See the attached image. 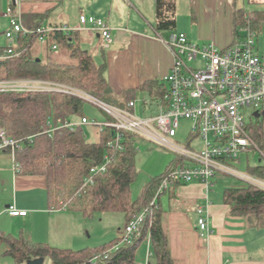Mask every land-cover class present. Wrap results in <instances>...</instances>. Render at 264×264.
Instances as JSON below:
<instances>
[{
    "label": "trees",
    "instance_id": "1",
    "mask_svg": "<svg viewBox=\"0 0 264 264\" xmlns=\"http://www.w3.org/2000/svg\"><path fill=\"white\" fill-rule=\"evenodd\" d=\"M251 14L252 18L248 19L247 13L235 10L234 30L240 25H249L254 29L257 16L253 12ZM156 18L157 30L175 31L174 3L156 0ZM77 32H57L47 38L48 47L43 58L31 52L35 41L28 44L30 39L22 37L19 40L20 48L27 46V49L18 56L0 60V80L54 81L89 92L107 103L123 108L128 106L129 101L134 100L135 91H128L124 100L114 97L103 75L104 65H97L86 50L72 42L73 34ZM53 44L57 45L56 50L52 49ZM57 52L66 53L68 62L59 60ZM155 87L156 81L142 86L152 90L150 94L166 91ZM84 104L85 101L79 97L55 92L0 91V128L5 129L8 137L21 139L20 148L14 153L16 172L21 175H39L45 179L49 207L56 209L65 204V209L80 212L84 216H91L95 211L122 212L127 223L150 204L166 171L178 164L183 165L185 160L173 153V160L164 170L144 182L133 197L130 185L136 177V136L125 133L122 150L113 151L108 147V142L113 139L110 130L99 131L100 137L94 142L85 139L82 126L75 130L63 127L50 134L45 132L50 119L73 120L85 115ZM246 128L257 147L264 152V135L260 126L246 121ZM105 154L112 155L105 171L92 173L91 168L103 163ZM260 162L250 169V174L264 176V164ZM87 176H92V183L84 187L82 184ZM169 189L158 195V204L142 220L137 234L118 248L114 246L120 241L121 233L108 242L77 250L30 242L20 233L4 237L8 243L4 255L12 260L11 264H26L27 260L40 257L44 258L43 264H134L135 249L147 243L155 264H174L160 202V197ZM223 201L229 207L230 214L243 217L251 227L264 228L263 189L246 183L229 186L223 190Z\"/></svg>",
    "mask_w": 264,
    "mask_h": 264
},
{
    "label": "crops",
    "instance_id": "2",
    "mask_svg": "<svg viewBox=\"0 0 264 264\" xmlns=\"http://www.w3.org/2000/svg\"><path fill=\"white\" fill-rule=\"evenodd\" d=\"M175 7V31L184 32L191 41L213 42L220 48L229 46L234 37L233 15L236 0H168ZM14 3L20 10L25 27L43 25H77L78 15H92L104 19L111 28L112 40L107 47L95 31L81 30L73 34V43L86 50L97 65H104L103 75L114 97L124 100L128 91H135L134 100L144 104L152 100L157 107L163 95L150 94L142 88L156 81L155 89L167 90L162 78L171 70L173 55L165 44L170 31L156 28V0H0V48L6 40L4 31L9 22L4 14ZM182 15L185 23L182 27ZM44 44L43 58L48 47ZM59 52V51H58ZM65 60L64 53H58ZM64 57V58H63ZM155 89H153L155 91ZM141 95L136 97V95ZM79 118H74L77 121ZM11 153L0 151V256L8 248L6 236L23 233L30 242H43L65 249L73 243L72 213L47 203L45 179L39 175L16 172ZM215 181L206 189L200 181L174 184L160 197L163 223L174 264H264V228L251 227L241 216L230 214L223 201V190L216 192ZM229 187V186H228ZM207 200L210 232L200 235L197 230V207ZM9 205L25 210V215L12 216ZM69 219L71 221H69ZM126 219L111 239L122 233ZM98 244V245H99ZM136 255L134 264H155L147 257L149 247ZM97 246V245H96ZM91 247V246H83ZM80 248V249H81ZM150 251V250H149ZM149 262V263H148Z\"/></svg>",
    "mask_w": 264,
    "mask_h": 264
},
{
    "label": "built area",
    "instance_id": "3",
    "mask_svg": "<svg viewBox=\"0 0 264 264\" xmlns=\"http://www.w3.org/2000/svg\"><path fill=\"white\" fill-rule=\"evenodd\" d=\"M4 14L9 25L4 31L6 44L0 49V60L18 56L27 49V46L20 48L19 40L22 37L30 39L28 44L32 41L40 43L57 32L71 34L87 30L99 33L105 47L112 40L111 28L106 21L92 15L79 14L77 25L28 28L23 25L15 2L6 7ZM247 18L251 19L252 14L247 13ZM164 42L173 55L171 70L162 78L167 84V90L159 102L157 113L147 116L135 114V100L129 101L128 108H123L102 101L81 89L54 81L0 80L2 92L38 91L73 95L94 104L106 115L102 121L86 115L77 121L50 119L45 131L48 134L63 127L75 130L83 125H91L98 127L101 132L111 131L113 139L108 142V147L113 151L122 150L124 134L130 133L167 147L185 160L183 165L178 164L166 171L149 206L125 224L120 241L114 248L137 234L142 220L158 204V195L176 183L200 181L209 189L217 175L227 174L264 190L263 178L240 172L233 166L234 161L248 151L257 152L260 161L264 159V152L257 147L247 131L243 112L244 108L252 107L254 115L259 114L260 109L264 113V58L256 49L257 32L249 25H240L231 44L225 48L213 42L200 44L191 41L184 32L178 31L170 32ZM52 49L56 50L57 45L53 44ZM181 118L190 123L184 145L174 140L178 135ZM194 139L199 143L193 144ZM20 143L21 139L8 137L5 129L0 128V151L8 149L14 159ZM134 148L135 151L139 150L136 143ZM103 160V163L91 168L92 173L105 171L112 155L105 154ZM14 167L16 169L15 164ZM91 183L92 176H87L82 185L85 187ZM208 202L197 207V230L200 235L210 232ZM61 208H65V204ZM7 211L12 216L27 213L14 205H9ZM150 254L148 250L147 257Z\"/></svg>",
    "mask_w": 264,
    "mask_h": 264
},
{
    "label": "rangeland",
    "instance_id": "4",
    "mask_svg": "<svg viewBox=\"0 0 264 264\" xmlns=\"http://www.w3.org/2000/svg\"><path fill=\"white\" fill-rule=\"evenodd\" d=\"M236 5L237 9H240L245 13L253 12L257 16L256 20L254 21V29L257 32L256 49L259 55L264 58V0H236ZM183 23H185V21L182 15V27L184 26ZM44 50V44L39 42H34L31 47V52L33 55L42 56ZM64 57H66L64 61L68 62L66 53H64ZM86 93L90 94L89 92ZM139 96L141 95H136V97ZM151 102L152 100L148 101L147 104H144L142 100L137 99L135 114L138 116H147L157 113V107H155L154 104H151ZM126 108H128V106H126ZM83 112L87 117L95 118L99 121H102L106 118V115L99 108L87 101H85ZM243 112L245 120L248 123L251 122L252 125H259L264 135V113L262 110L260 109L258 116L253 114L254 108L252 107L244 108ZM189 127V121L181 118L178 135L174 140L184 145L189 134ZM82 129L87 141L94 142L100 137L98 127L83 125ZM192 142L193 144L199 143V141L195 139ZM136 145L139 147V150L136 151L135 154L136 177L130 185L131 194L133 197L138 194L144 182H146L149 178L160 174L166 165H168L169 162L174 158V154L171 150L156 142L138 138ZM259 159L260 157L257 152L248 151L241 154L239 159L234 161L233 166L240 172L250 173V169L259 164ZM260 164H264V159L261 160ZM261 178L264 179V176H261ZM213 181H215V188H213V190L216 192H221L220 190H223L226 186L240 185L243 183L242 180L227 174H219L213 179ZM145 208H147V206H145ZM71 215L72 222L74 224V235L72 236V238L74 237V240L72 244L70 243L69 248H74V250L80 249L83 246L93 247L98 245L103 240L108 238L111 239L115 235L116 228L124 221V214L122 212L95 211L91 216H84L80 212L75 211ZM69 221L71 220L69 219ZM143 247L144 245L140 244L135 249V254L139 255V252ZM135 259L137 260L136 255ZM150 261L152 263V257H150L149 262ZM11 263L12 260L9 257L5 255L0 256V264Z\"/></svg>",
    "mask_w": 264,
    "mask_h": 264
},
{
    "label": "water",
    "instance_id": "5",
    "mask_svg": "<svg viewBox=\"0 0 264 264\" xmlns=\"http://www.w3.org/2000/svg\"><path fill=\"white\" fill-rule=\"evenodd\" d=\"M255 116H258V113H255ZM44 258H34V259H29L26 261V264H43Z\"/></svg>",
    "mask_w": 264,
    "mask_h": 264
}]
</instances>
